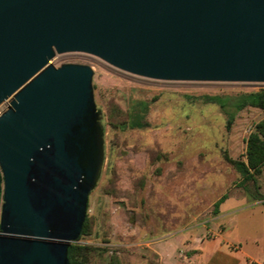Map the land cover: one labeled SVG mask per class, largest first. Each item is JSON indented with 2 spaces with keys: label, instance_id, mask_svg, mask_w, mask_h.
Instances as JSON below:
<instances>
[{
  "label": "water",
  "instance_id": "95a60500",
  "mask_svg": "<svg viewBox=\"0 0 264 264\" xmlns=\"http://www.w3.org/2000/svg\"><path fill=\"white\" fill-rule=\"evenodd\" d=\"M82 52L157 80L264 85V0H0V264H69L101 175Z\"/></svg>",
  "mask_w": 264,
  "mask_h": 264
},
{
  "label": "rangeland",
  "instance_id": "374dc122",
  "mask_svg": "<svg viewBox=\"0 0 264 264\" xmlns=\"http://www.w3.org/2000/svg\"><path fill=\"white\" fill-rule=\"evenodd\" d=\"M51 63L90 65L103 115L104 163L88 198L89 232L78 240L96 248L88 264L164 263L155 241L213 220L214 202L224 193H244L231 160L245 159V140L264 110L238 111L227 129L218 105L187 96H233L264 85L151 79L82 52L55 54ZM7 107L2 103L0 113ZM129 112L144 126L118 127Z\"/></svg>",
  "mask_w": 264,
  "mask_h": 264
},
{
  "label": "crops",
  "instance_id": "0c3cea01",
  "mask_svg": "<svg viewBox=\"0 0 264 264\" xmlns=\"http://www.w3.org/2000/svg\"><path fill=\"white\" fill-rule=\"evenodd\" d=\"M264 195V167L258 177ZM213 220L164 235L154 251L165 264H253L264 262V199L224 193ZM214 202V203H215Z\"/></svg>",
  "mask_w": 264,
  "mask_h": 264
},
{
  "label": "trees",
  "instance_id": "16d2710c",
  "mask_svg": "<svg viewBox=\"0 0 264 264\" xmlns=\"http://www.w3.org/2000/svg\"><path fill=\"white\" fill-rule=\"evenodd\" d=\"M191 100H200L203 103H213L219 106L221 111L226 115V127L230 129L235 115L247 107H255L264 110V86L250 91H241L233 96L221 94H204L202 96H187ZM144 122L141 116L129 112L124 121L118 124V127L125 129L127 127H143ZM245 159L231 160L236 170L239 172L241 181L240 186L249 193L252 199H264L260 193L258 177L261 175L264 167V118L253 125L252 130L246 138ZM252 186H248V183ZM221 197L214 203V211L217 212L219 204L224 200ZM88 207V204H87ZM90 222L86 211L85 220L79 237L68 247L67 257L69 264H88L90 255L95 252L93 245L81 244L78 240L82 235L89 232ZM116 264H120L116 262ZM165 264V263H160Z\"/></svg>",
  "mask_w": 264,
  "mask_h": 264
},
{
  "label": "built area",
  "instance_id": "2783aa9c",
  "mask_svg": "<svg viewBox=\"0 0 264 264\" xmlns=\"http://www.w3.org/2000/svg\"><path fill=\"white\" fill-rule=\"evenodd\" d=\"M253 264H264V262L253 261Z\"/></svg>",
  "mask_w": 264,
  "mask_h": 264
}]
</instances>
